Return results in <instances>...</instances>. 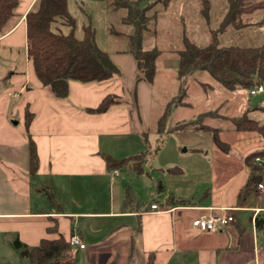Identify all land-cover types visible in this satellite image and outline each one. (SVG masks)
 <instances>
[{"label": "crops", "instance_id": "1", "mask_svg": "<svg viewBox=\"0 0 264 264\" xmlns=\"http://www.w3.org/2000/svg\"><path fill=\"white\" fill-rule=\"evenodd\" d=\"M35 2L19 0L10 29L0 36V264H32L17 253L15 239L31 248L60 234L66 240L77 234L85 244L69 245L54 259L60 264H264V228L254 224L256 216L264 218V191L256 187L243 202L237 199L250 174L244 157L264 148V140L233 128L237 144L220 139L227 150L205 129L182 138L185 144L198 141L193 150L206 154L187 164H160L155 172L142 167L132 183L134 196L139 184L152 190L160 182V201L153 200L158 209H150L148 201L124 204L128 187L119 177L124 167L108 168L103 154L128 158L145 149L146 132L121 93L133 86L136 60L129 52L110 55L119 69L113 78L72 80L68 95L56 98L26 55L24 15ZM77 2L70 0L73 11ZM140 91L146 103L148 85L142 82ZM107 94L116 102L104 112L89 111ZM258 105L264 99L247 108ZM26 109L32 115L27 130ZM251 115L264 120L263 112ZM26 132L37 155L33 172ZM257 161L264 169V157ZM189 178L200 183L191 188ZM43 194H51L49 204ZM207 213H231L234 220L215 231L190 227L193 218Z\"/></svg>", "mask_w": 264, "mask_h": 264}, {"label": "trees", "instance_id": "2", "mask_svg": "<svg viewBox=\"0 0 264 264\" xmlns=\"http://www.w3.org/2000/svg\"><path fill=\"white\" fill-rule=\"evenodd\" d=\"M85 1L93 2L99 8L104 4L108 11L112 12L122 10L118 20L121 24L128 26L126 32L114 28L109 20L106 23L102 19L100 23L93 22L91 14L84 12ZM142 1L78 0L76 11H73L70 0H36L33 8L24 15V21L26 55L32 61L40 83L49 87L56 98L62 99L68 95L69 82L72 80L81 83L103 82L118 74L119 69L109 53L98 43L97 28L109 36H127L129 43L127 52L134 56L136 67L142 71L140 78L152 82L156 75L160 51L156 47H145L144 35L146 36L149 31L150 22L156 24L158 12L161 9L163 11L169 9L178 0H147L145 5H142ZM219 1L218 6L213 5H217L213 0H181L179 2L183 4V13L179 18L181 22H189L192 26V22L197 20H208L211 17L214 19L212 26L205 30L208 31L205 44H198L186 33L178 37L179 44L174 52L177 61L176 77L180 83L179 91L169 99L157 120L159 134L164 131L171 108L180 105L182 97L186 95L184 84L186 78L195 72L204 71L225 89L229 91L244 89L249 96H252L249 93L251 88L258 85L264 87V38L260 40L257 34L246 31L252 27L259 31L264 30V0H223L222 4V0ZM18 4L19 0H0V36L10 29L9 22L16 16ZM172 9L179 10V7ZM92 10L93 8L90 12ZM97 23H103L102 27H97ZM195 23L198 24V22ZM229 34L230 40L236 37L234 39L236 41H227ZM115 99L112 94H107L97 107L89 111L104 112L116 102ZM183 103L182 105H185V102ZM252 111H255V114L264 113V105L248 108L240 117L233 118L219 114V109L216 108L200 114L196 120L188 123L195 124L206 117L227 118L235 131L255 132L264 140V120L251 115ZM31 116L26 109V130ZM185 125L187 123L178 124L169 131L183 128ZM200 128L212 133L213 142L218 147L222 150L228 149L219 139L217 127L205 124ZM26 136L29 169L33 172L37 168V155L34 142L28 132ZM149 154V150H144L128 158L103 155L108 168L129 166L135 174H140L142 161H145ZM262 157H264V148L254 150L244 157L250 174L238 192L239 203L255 190L259 182L264 183V169L258 161L256 162L257 158ZM156 190H163L160 182L156 184ZM47 197L49 201L52 200L51 194H47ZM129 200L132 201V195L127 191L124 204H128ZM254 224L256 228H264V218L256 216ZM13 244L19 250V255L26 257L32 264H56L54 259L66 250L69 241L60 234L56 238H43L38 245L31 248L17 239L13 241Z\"/></svg>", "mask_w": 264, "mask_h": 264}, {"label": "rangeland", "instance_id": "3", "mask_svg": "<svg viewBox=\"0 0 264 264\" xmlns=\"http://www.w3.org/2000/svg\"><path fill=\"white\" fill-rule=\"evenodd\" d=\"M180 1L181 0H178L175 4H172V6L165 11L161 9V11L158 12L159 17L157 18L156 24L150 22L149 31L146 33V36L144 35V46L149 48L156 47L160 51V56L156 64V75L153 81L147 82L141 79L140 77L142 75V71L136 67L134 69V77L132 79L133 86L127 87L128 89L130 88L132 94L129 95L130 90L127 91L125 87L121 90V93H123L124 96L125 104L128 107L131 106L132 109H135V114L141 130L146 132L145 149L143 150H149L150 154L145 161H142L141 166L144 170H150V172L152 170L155 172L154 168L158 167L160 164L171 161H175L173 163L187 164L193 158L199 159L204 156L207 150H204L203 153L199 152V150H193V145L198 141H188L186 144L180 141V139L186 138L189 135H202L204 129L200 128L201 125L208 124L217 127L219 129L217 131L219 139L224 142L231 141L237 144V141L231 138L233 125L227 118L224 119L218 116L215 118L206 117L195 124H189L188 122L194 121L200 116V114L216 108L219 109V114L231 118L240 117L244 111L248 109L247 105L249 103L254 105L264 99L263 92L254 96H249L247 91L244 89L229 91L216 82L206 72L198 71L186 78L184 82L186 85V95L182 97V103L180 105L171 108V113L167 117L163 128L164 131L162 130L163 132L159 134L157 131V120L163 113L165 105L169 99L176 95L179 91L180 83L176 77V57L174 52L175 48H177V44H179L178 37L182 33H186L195 42L203 45L206 43L208 38V31L205 30L212 26L214 19L211 17L208 20H197L192 22V26L189 22H181L179 18L181 13H183V4H180ZM213 1L217 4H213L214 6H218L220 4L219 0ZM222 2L223 0L221 1V4ZM146 3L147 0L142 1V5H145ZM91 5L92 2L85 1L83 7L84 12L90 13L93 17V22L98 21L100 23L102 19L103 22L106 23L107 20H109L114 28L126 32L125 30L128 26L121 24L118 20L122 10H118L116 12H112L111 10L108 11L103 4L101 8H93L90 12L89 8ZM178 7L179 10L176 9L174 11L172 9ZM195 22H198L199 25ZM102 24L103 23H97V27H102ZM193 26L194 29H192ZM97 29L99 33L98 43L100 47L109 53V55L127 52L129 45L127 36H109L106 32L100 31V28ZM257 30L258 29L255 27H252L246 31L255 35L257 34V36H260V40L263 39L264 30ZM241 34H243V32ZM235 38L230 40L231 37L229 34L227 41H236L234 40ZM252 38L249 40L250 43L252 42ZM254 42H257V40H254ZM142 82L147 84L150 89L149 98L146 103L141 100L140 85ZM128 99H130V102ZM183 102H185V105H182L184 104ZM145 107L147 108L146 111H144ZM133 111L134 110L131 112ZM133 121H135V119H133ZM185 123H187V125L183 126V128L169 131V129L177 126L178 124ZM208 132L212 135L210 131ZM119 177H122L123 182L128 187V192L132 195V201L129 200L128 205L131 203L133 205L136 203L143 204L147 201L153 202L155 199L160 201L162 193L157 192L155 185L152 190H148L146 185L139 184L138 188H136V195L134 196L132 188L135 186H133L132 183L135 178H137V175H133L129 171L128 167H124L122 172L119 173ZM189 179V186L191 188L197 183V181H200L199 178ZM43 195L46 196L45 200L47 203V194ZM16 251L19 254V250L16 249ZM55 263L60 264L58 262Z\"/></svg>", "mask_w": 264, "mask_h": 264}, {"label": "built area", "instance_id": "4", "mask_svg": "<svg viewBox=\"0 0 264 264\" xmlns=\"http://www.w3.org/2000/svg\"><path fill=\"white\" fill-rule=\"evenodd\" d=\"M264 92V87L262 85H258L249 90L250 95H256L258 93ZM258 190L264 191V185L262 182L257 184ZM150 209H158V206L155 202H151L149 204ZM234 217L231 213H224L221 215L214 214H203L199 217L193 218L190 221V227L199 231H215L218 228L227 225L228 223L233 222ZM70 246H78L79 248H84L85 244H83L77 234H72L69 238Z\"/></svg>", "mask_w": 264, "mask_h": 264}]
</instances>
